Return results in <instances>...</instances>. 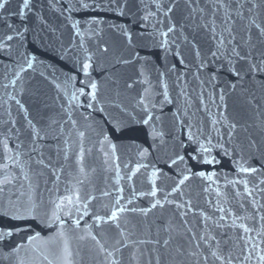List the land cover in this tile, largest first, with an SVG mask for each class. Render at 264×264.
<instances>
[{"label": "water", "instance_id": "95a60500", "mask_svg": "<svg viewBox=\"0 0 264 264\" xmlns=\"http://www.w3.org/2000/svg\"><path fill=\"white\" fill-rule=\"evenodd\" d=\"M21 4L0 9V264H264V0Z\"/></svg>", "mask_w": 264, "mask_h": 264}, {"label": "snow or ice", "instance_id": "6c2138e0", "mask_svg": "<svg viewBox=\"0 0 264 264\" xmlns=\"http://www.w3.org/2000/svg\"><path fill=\"white\" fill-rule=\"evenodd\" d=\"M7 3H8V0H0V9H4V8L6 7V4H7ZM29 6H30V0H22V4L19 6L18 12L15 13V14L18 15V16H20V17H24V16H25V9H28ZM221 6H223V5H221ZM257 27H258V26H257ZM170 30H171V29H170ZM12 38H13V37H12L11 35H9V36L7 37L8 40H11ZM221 42H222V41H221ZM233 52H234V54H235L239 59H241V60L245 59V57L240 56V54H239L238 52H236L235 49H233ZM212 55L215 56L216 53L214 52V53H212ZM88 67H89V65H87V64L84 65V69H85V71H87V68H88ZM249 71H250V72H251V71L262 72V71H264V67H261V65H258V64H251V65L249 66ZM236 74L239 75V73H236ZM91 87H92L93 89H95V88H96V85H95V84H92ZM82 91H83V90H81V92H82ZM144 123L147 124V123H148V120H145ZM204 151H208V149H204ZM180 159H183V158L181 157ZM208 162L211 163V161H208ZM173 163H175V161H173ZM241 171H244V172H254L255 169L243 168V169H241ZM199 175L203 176L204 173H200ZM185 179H187V177H185ZM181 183H183V181H181ZM152 195H155V190L152 192ZM158 203H159V201H157V204H158ZM155 206H156V205L154 204L153 207H155ZM120 211H124V209H120ZM112 216H113V218H115L116 213L113 212V213H112ZM245 231H248V229H245ZM30 239H32V238L30 237ZM65 252H67V248H65ZM212 255H213V256H216V253L213 252ZM219 258H220V257H217V259H219ZM260 259H261V261H264V256H261Z\"/></svg>", "mask_w": 264, "mask_h": 264}]
</instances>
